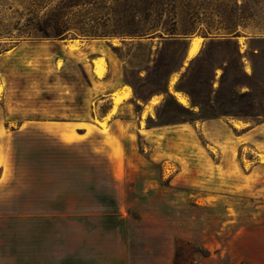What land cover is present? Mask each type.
Masks as SVG:
<instances>
[{"label":"rangeland","instance_id":"obj_1","mask_svg":"<svg viewBox=\"0 0 264 264\" xmlns=\"http://www.w3.org/2000/svg\"><path fill=\"white\" fill-rule=\"evenodd\" d=\"M43 2L97 34L138 28L153 4ZM163 3L174 35L0 46V264L51 263L57 237L35 231L74 227L125 229L173 264H264V0ZM121 86L132 99L114 103ZM44 208L65 217L26 216Z\"/></svg>","mask_w":264,"mask_h":264},{"label":"crops","instance_id":"obj_2","mask_svg":"<svg viewBox=\"0 0 264 264\" xmlns=\"http://www.w3.org/2000/svg\"><path fill=\"white\" fill-rule=\"evenodd\" d=\"M194 39L190 40L189 48ZM172 94L174 96L179 93L172 92ZM112 95V99L121 98L120 104L132 99V94H128L122 86L117 88ZM190 108L192 107L190 106ZM147 116L148 118L151 117L150 114ZM144 131L148 135H152L154 129L145 128ZM36 211L26 216L33 219H47L62 215L56 213V210H46L45 208ZM48 211L50 212L47 213ZM69 215L76 219L81 217L80 213ZM61 217L65 216L62 215ZM35 232L42 236L57 237L54 240L57 259L48 263L47 258L42 256L43 251H40L38 260L31 258L23 262V264H173V257L170 254L160 256L155 254L150 244L145 242L137 243L135 241L134 243L128 238L129 234L125 229L74 227L70 230L39 229ZM202 246L210 251L214 249L205 244H202ZM206 261L203 260L202 263L206 264Z\"/></svg>","mask_w":264,"mask_h":264},{"label":"trees","instance_id":"obj_3","mask_svg":"<svg viewBox=\"0 0 264 264\" xmlns=\"http://www.w3.org/2000/svg\"><path fill=\"white\" fill-rule=\"evenodd\" d=\"M153 4H149L150 8H145L141 12H136L139 15V27L120 33L102 32L97 34L92 30H88L82 26L81 21H74L77 16L75 13H66L64 7L59 3L57 6L49 11H44L46 6H43V0H32L30 7L26 8L24 12L13 13L17 16H6L2 14L1 7L3 0H0V46L6 43L17 46L23 40H66L73 37H81L85 39L102 38L109 36H127L132 38H153L158 35H174L176 30L171 27L174 23H167V10L164 8L167 3L165 0H152ZM7 9H11L8 7ZM238 15L236 24H234L233 37H239L238 28L245 29L248 24L245 22L243 15V5L237 6ZM71 15V19L68 18ZM131 16V15H130ZM137 17V16H136ZM259 30L264 32V19L261 25L256 26ZM229 28H226V30ZM183 34V33H181ZM204 38H207L204 36ZM7 49H5L6 51ZM1 172V170H0Z\"/></svg>","mask_w":264,"mask_h":264},{"label":"bare ground","instance_id":"obj_4","mask_svg":"<svg viewBox=\"0 0 264 264\" xmlns=\"http://www.w3.org/2000/svg\"><path fill=\"white\" fill-rule=\"evenodd\" d=\"M73 46L74 45H70V48H72ZM199 50H200L199 39H194L191 47L189 48L187 52V59L189 60V59H193L194 57H196V55L199 53ZM176 98L181 104H185V100L182 96L176 94ZM120 101H121L120 97H116L114 99V103H119Z\"/></svg>","mask_w":264,"mask_h":264}]
</instances>
